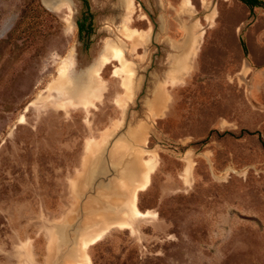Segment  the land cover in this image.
Listing matches in <instances>:
<instances>
[{
  "label": "rangeland",
  "instance_id": "obj_1",
  "mask_svg": "<svg viewBox=\"0 0 264 264\" xmlns=\"http://www.w3.org/2000/svg\"><path fill=\"white\" fill-rule=\"evenodd\" d=\"M125 25L147 31L135 53ZM112 44L137 65L124 106ZM63 71L97 93L71 99ZM140 124L145 214L137 151L113 152ZM0 264H264V6L0 0Z\"/></svg>",
  "mask_w": 264,
  "mask_h": 264
},
{
  "label": "bare ground",
  "instance_id": "obj_2",
  "mask_svg": "<svg viewBox=\"0 0 264 264\" xmlns=\"http://www.w3.org/2000/svg\"><path fill=\"white\" fill-rule=\"evenodd\" d=\"M131 2H133V1H131ZM132 4H131V6H132ZM128 7H129V5H128ZM133 8H134V6H133ZM129 18H131V17H129ZM123 31H124V34H125L126 38H128L129 40L132 41L131 53H135V51H137V49L141 48L143 46V44L145 43V41L147 40V38H146L147 37L146 36L147 35V31L146 30H140V29L125 25V28H124ZM126 54H127L126 53V49L124 47H122L120 45H117V44H112L110 46L109 51L106 53V55L104 57V62L101 64V65H103L104 63L108 62L110 59H115V60H117L119 62V66L117 67L116 72H118L119 74L122 75L123 84H124V86L126 88V93H125L124 97H122V100H121V104L123 106L128 102L127 100H130L133 97V92H134V89H135L136 66H137L134 60L127 59ZM139 56H141V55L138 54V57ZM66 63L69 64L68 62H66ZM100 69H101V66H98L97 71H95V72L99 73ZM174 77H176V76H174ZM93 79H94V77H93ZM72 82H75V83L77 82L78 83V87L76 85H71ZM56 83H57L56 86L61 88L64 93L65 92L68 93V95L71 97V99L76 100V101H80L81 99L89 100L92 97V95H95V92L97 93L96 84L94 85L92 83V78H90V76L87 77V79H85V80L79 79V78H76L74 80L73 77H71L66 71H63L61 76L59 77V79L56 81ZM54 90H56V89H54ZM94 90H95V92H94ZM60 93H62V92H60ZM64 98L65 97H63V99ZM68 99H69V97H68ZM81 104H82V101H81ZM159 106H161V105H158V107ZM143 124H144V122H143ZM118 125L119 124L116 123L114 127L107 129V132H106L104 138L101 141H99V140L93 141L92 140L93 141L92 143L89 141V143L92 144V149L97 151V149L103 143H105V141H106L105 139H108L107 136L111 135L112 132H114L115 129L118 127ZM144 126L145 125H141L140 124L139 127L137 128V130L130 131L129 136L132 139H135L134 141L133 140L132 141H127V142L119 141V143L117 145L115 144L116 146H115L114 151H113L116 161H118V159L120 158L119 156L122 155L123 153H126V151L129 148H131V149L133 148V149H135L137 151V156L135 154V156H136L135 160L129 162V165H127L126 171L129 174L128 176L132 177V179L134 181V191L132 193V197H130L131 198V202H129V203H131L132 208L134 210H137L138 214H145V213L141 212L140 209L138 208L136 193L139 190L145 188L148 185L149 180H150V175H151V167L147 163V161H146V159L144 157L145 152L142 151L141 147H140L141 145L143 146L145 144V142L147 141V138H148L146 136L147 133H146V129H144ZM88 148L90 149V147H88ZM118 201L119 200H116V202H118ZM114 221H116V220H114ZM105 224L103 226H105ZM128 224H129V222L125 218H124V220H118L117 221V225L127 226ZM99 227H100V225H99ZM99 227H98V229H99ZM105 228H106V226L102 230H100L98 232H96L97 230L95 231V229H94L95 233H93L91 235V237L83 240V245L85 246L84 249L89 244H92V243L98 241L101 238V235L103 234V232L108 229V227H107V229H105ZM92 229H93V227H92Z\"/></svg>",
  "mask_w": 264,
  "mask_h": 264
},
{
  "label": "trees",
  "instance_id": "obj_3",
  "mask_svg": "<svg viewBox=\"0 0 264 264\" xmlns=\"http://www.w3.org/2000/svg\"><path fill=\"white\" fill-rule=\"evenodd\" d=\"M242 1L245 2L247 5H249L250 7L264 6V0H242ZM85 3L88 6V1H85ZM78 25H79L80 34L87 32L88 35H90L93 32L92 22L91 21L88 22L87 18L79 19Z\"/></svg>",
  "mask_w": 264,
  "mask_h": 264
}]
</instances>
